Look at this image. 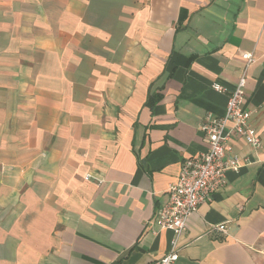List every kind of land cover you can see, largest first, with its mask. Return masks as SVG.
<instances>
[{
    "label": "crops",
    "instance_id": "crops-1",
    "mask_svg": "<svg viewBox=\"0 0 264 264\" xmlns=\"http://www.w3.org/2000/svg\"><path fill=\"white\" fill-rule=\"evenodd\" d=\"M245 71L261 146L231 140L173 264H264V0H0V264L162 258L157 211L227 110L212 84Z\"/></svg>",
    "mask_w": 264,
    "mask_h": 264
},
{
    "label": "built area",
    "instance_id": "built-area-1",
    "mask_svg": "<svg viewBox=\"0 0 264 264\" xmlns=\"http://www.w3.org/2000/svg\"><path fill=\"white\" fill-rule=\"evenodd\" d=\"M242 55L247 60L248 67L254 60L253 54L244 52ZM246 84V71L233 90L220 82H213L212 87L216 91L228 92L227 110L224 116L208 114L202 120L199 128L207 135L208 150L198 156L186 158L177 180L169 185L168 199L159 207L155 221L159 227L172 230L174 236L169 251L154 264H173L178 260L179 241L187 230L189 217L215 191L226 185L228 170L238 172L241 169V159L232 151L231 140L238 138L254 147L261 146V135L251 122L252 111L243 106ZM89 177L90 174L87 175ZM216 229L224 231L226 225L220 224Z\"/></svg>",
    "mask_w": 264,
    "mask_h": 264
}]
</instances>
